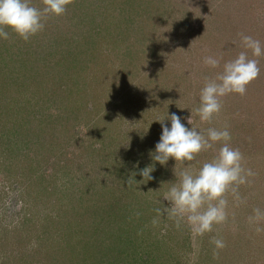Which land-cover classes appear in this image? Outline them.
Here are the masks:
<instances>
[{"label": "rangeland", "instance_id": "374dc122", "mask_svg": "<svg viewBox=\"0 0 264 264\" xmlns=\"http://www.w3.org/2000/svg\"><path fill=\"white\" fill-rule=\"evenodd\" d=\"M67 11L60 22L80 28L75 38L95 48L81 71L85 93L23 91L36 99H26L14 117L20 142L12 139V154H0V264H72L76 257L68 263L64 248H43L59 233L73 256L90 255L83 264H140L139 257L145 264H264V231H256L264 229V56L253 57L241 43L248 35L264 44V0H77ZM57 30L45 28L42 40L36 35L30 45L39 52L45 36L44 47L58 54L51 41ZM9 47L21 55L25 43L13 40ZM242 51L258 60L259 76L244 95L222 97L221 111L201 121L194 112L201 88ZM207 56L220 57L221 66H207ZM94 69L97 92L89 86L97 83L89 75ZM167 113L205 135L209 128H227L242 167L253 173L229 187L226 220L202 236L186 222L177 226L160 197L187 165L197 171L212 161L221 144L190 162H153L158 121ZM150 164L153 179L147 181L139 173ZM123 193L130 196L125 205ZM139 210L148 218L135 220ZM257 210L261 218L250 223ZM87 226L98 231L96 245ZM213 238L225 247L217 249Z\"/></svg>", "mask_w": 264, "mask_h": 264}, {"label": "clouds", "instance_id": "9594fccd", "mask_svg": "<svg viewBox=\"0 0 264 264\" xmlns=\"http://www.w3.org/2000/svg\"><path fill=\"white\" fill-rule=\"evenodd\" d=\"M70 2L71 0H43L44 7L38 9L31 6L30 0H0V39H7L9 33L5 29H10L20 38L28 40L44 28L43 18L46 15L64 14L66 5ZM241 43L245 49L251 50L253 57L264 56V44L260 40L242 35ZM204 63L216 69L221 66V58L207 56ZM259 74L258 60L250 59L245 51L240 52L234 59L224 62L215 78L208 80L201 88L195 114L201 121L211 120L221 111L222 97L230 93L244 95L247 85ZM165 119L170 121V127L164 123ZM158 122L161 123V135L149 155L153 162L160 165H165L170 158L175 162L193 161L201 151L212 149L218 142L221 144L212 161L204 163L197 171H192L191 166L187 165L178 173V181L172 183L160 197L167 202L163 212L175 219L177 226L186 222L194 236H202L211 232L213 225L226 220L228 201L224 194L229 187L245 183L253 173L251 170L245 172L242 167L243 156L238 149L230 146L231 134L227 128H209L205 135L196 128L186 127L176 113H167ZM150 125L151 123L148 128ZM153 170L154 166L150 164L140 170L139 174L149 181L153 179ZM156 211L158 215L162 214L161 209ZM260 218L261 214L257 210L256 216L249 220L254 223ZM153 223L156 221L153 220ZM256 231L264 229L257 228ZM212 243L217 249L225 247L224 241L219 238H213Z\"/></svg>", "mask_w": 264, "mask_h": 264}, {"label": "trees", "instance_id": "16d2710c", "mask_svg": "<svg viewBox=\"0 0 264 264\" xmlns=\"http://www.w3.org/2000/svg\"><path fill=\"white\" fill-rule=\"evenodd\" d=\"M74 1L76 2L77 0H71V2L66 5V11L64 12V14L60 16L52 14L46 15L43 18L44 28L41 31L37 32L35 35L31 36L28 40L20 38L10 29H5L6 31H8V37H10L9 39L11 40H8L7 43L9 44L6 45L5 39H0V59L3 58V62H0V136H4L2 141L8 143L7 148H3L0 145V149H4L0 150V154L5 152V154H12V139L16 138V143L20 142V139H18L15 135L18 133V131L16 130V126H19L20 124L19 121L14 119V117L20 116L21 109H24V106L26 105V99L28 101L36 99V97L34 96L25 95V93H23L24 90L28 89L32 95H36L35 92H40L44 95H48L46 93V90H48V88L56 87V89L51 90H53V92H57L56 95L58 94L59 97L61 95L72 94L73 92L79 94L80 91H82L81 93H85L84 87L87 84H82L80 82L84 79V74L88 69L87 64L89 62L86 61H93L92 53L95 51V48L94 46L90 45V42L87 38H82L81 42L75 38L73 34H76L77 32L80 33V28L72 26L70 22L69 23L71 27L68 25V22H60L63 17L65 18L68 15L67 9ZM30 4L31 6L38 9H42L44 7L43 0H30ZM55 26L58 30L56 31V34L54 33V35L52 36L51 41L53 39L57 42L56 48L58 54L51 53L49 47H44V44L47 43V40L46 43L44 40L45 36L43 37V43L41 44L43 45V50L41 49L39 52H37L35 50L36 47L30 45L33 42L30 39L35 38L36 35H39V39L42 40V32H44L45 28L48 29ZM13 40H18L19 44L25 43V50L24 52H21V55L18 54L19 50L13 51L10 49L9 45L10 42H13ZM45 48L46 51H44ZM83 64H85V66ZM72 67L76 68L74 77L71 74ZM81 71H84L85 73H81ZM96 73V69L89 72L91 78L97 80L96 84L89 85L91 91L93 92H97V90L100 89L99 79ZM25 79L28 82L25 83ZM42 99L44 98H40V101L44 102V100ZM8 126L9 128H15H12L10 129L11 131L7 132ZM4 131L6 133H4ZM122 196V199L124 200L123 204L125 205L128 201H130V196L124 193ZM135 203L137 204V201H135ZM112 207L114 208V205H112ZM139 211V213H135L133 211V213L131 212L135 217V220H137L136 218H139V220L143 221L142 219H145L146 217L148 218L145 213H141V210ZM130 227H132V225H130ZM88 228L89 226L86 227L87 230ZM61 229L62 228L60 227V229L58 230ZM88 231L92 233L91 241L94 245H96V243L94 242H96L97 240L94 237V234L97 230L93 229L91 231V229L89 228ZM60 235L61 233L58 234L56 239H51V243H46V241H44V250L45 247H48L49 249H55L56 247H58L59 252H62L61 248H64V253L68 263L71 261V257H76L75 259H73L74 262H72V264H83L86 260H91V257H88L90 255H88L87 253H85L86 256L84 255V260H81V254H75L73 256V253H75L74 248L72 250L70 249L69 244H62ZM79 240L83 241V239ZM95 253L98 258L96 262L99 263V258H101L102 260V257H98V253H100L98 250H95ZM138 261L140 264H145L143 257H139Z\"/></svg>", "mask_w": 264, "mask_h": 264}]
</instances>
